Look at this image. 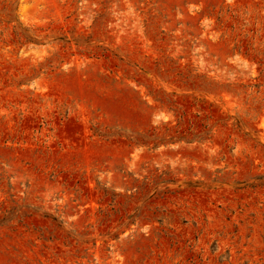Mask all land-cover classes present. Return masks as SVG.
<instances>
[{
    "label": "rangeland",
    "instance_id": "rangeland-1",
    "mask_svg": "<svg viewBox=\"0 0 264 264\" xmlns=\"http://www.w3.org/2000/svg\"><path fill=\"white\" fill-rule=\"evenodd\" d=\"M0 264H264V0H0Z\"/></svg>",
    "mask_w": 264,
    "mask_h": 264
}]
</instances>
